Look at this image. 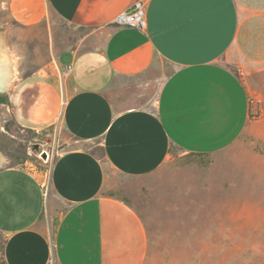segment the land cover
Returning <instances> with one entry per match:
<instances>
[{
  "label": "crops",
  "instance_id": "obj_1",
  "mask_svg": "<svg viewBox=\"0 0 264 264\" xmlns=\"http://www.w3.org/2000/svg\"><path fill=\"white\" fill-rule=\"evenodd\" d=\"M137 1L7 0L32 36L19 47L45 34L50 61L2 91V107L34 134L53 130L62 150L47 170L7 159L0 168L4 264H152L144 220L115 176L151 177L172 149L216 160L248 128L250 87L261 82L251 67L264 64L255 8L145 0L146 31L114 24ZM239 64L246 82L231 69Z\"/></svg>",
  "mask_w": 264,
  "mask_h": 264
},
{
  "label": "rangeland",
  "instance_id": "obj_2",
  "mask_svg": "<svg viewBox=\"0 0 264 264\" xmlns=\"http://www.w3.org/2000/svg\"><path fill=\"white\" fill-rule=\"evenodd\" d=\"M243 1L255 8L250 12L251 26L263 28L264 0ZM59 28L63 37L76 34L65 24ZM39 36L38 46L19 47L32 36L11 21L7 0H0V37L15 60L17 79L48 65L46 36ZM18 49L26 53L22 62L17 59ZM241 64L231 69L246 82L247 64ZM260 65L255 62L251 67L260 73L261 82L257 89L250 87V124L216 160L172 149L168 163L151 177L115 176L122 195L144 220L152 264H264V64ZM19 128L0 100V151L9 165L28 163L47 170L53 160L46 163L40 153L58 144L53 130L38 135ZM3 245L0 236V264H4Z\"/></svg>",
  "mask_w": 264,
  "mask_h": 264
},
{
  "label": "built area",
  "instance_id": "obj_3",
  "mask_svg": "<svg viewBox=\"0 0 264 264\" xmlns=\"http://www.w3.org/2000/svg\"><path fill=\"white\" fill-rule=\"evenodd\" d=\"M114 24L122 27H129L133 29H138L141 31L147 30V20H146V1L139 0L134 3V6L131 10L123 11L114 20ZM19 130L24 133L27 130L23 127H20ZM44 148V147H42ZM62 150V146L60 144L54 145V148L50 151L42 149L40 156L44 157L46 163L54 159Z\"/></svg>",
  "mask_w": 264,
  "mask_h": 264
},
{
  "label": "bare ground",
  "instance_id": "obj_4",
  "mask_svg": "<svg viewBox=\"0 0 264 264\" xmlns=\"http://www.w3.org/2000/svg\"><path fill=\"white\" fill-rule=\"evenodd\" d=\"M16 80L15 60L7 47V42L0 37V90L6 94L10 93ZM6 159L0 151V168L4 166Z\"/></svg>",
  "mask_w": 264,
  "mask_h": 264
},
{
  "label": "water",
  "instance_id": "obj_5",
  "mask_svg": "<svg viewBox=\"0 0 264 264\" xmlns=\"http://www.w3.org/2000/svg\"><path fill=\"white\" fill-rule=\"evenodd\" d=\"M2 94V90H0V95Z\"/></svg>",
  "mask_w": 264,
  "mask_h": 264
},
{
  "label": "flooded vegetation",
  "instance_id": "obj_6",
  "mask_svg": "<svg viewBox=\"0 0 264 264\" xmlns=\"http://www.w3.org/2000/svg\"><path fill=\"white\" fill-rule=\"evenodd\" d=\"M2 95H0V98H1Z\"/></svg>",
  "mask_w": 264,
  "mask_h": 264
}]
</instances>
